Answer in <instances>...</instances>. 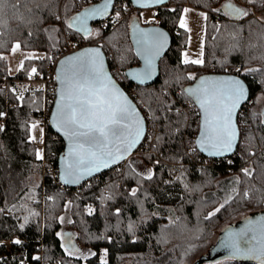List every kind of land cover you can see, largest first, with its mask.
Instances as JSON below:
<instances>
[{
	"label": "trees",
	"instance_id": "trees-1",
	"mask_svg": "<svg viewBox=\"0 0 264 264\" xmlns=\"http://www.w3.org/2000/svg\"><path fill=\"white\" fill-rule=\"evenodd\" d=\"M96 1L4 0L0 78L27 77L33 68L42 74L45 65L65 50L67 39L89 40L68 28V17ZM119 1L92 27L100 28L111 73L135 102L139 99L145 136L134 153L116 165L117 170L108 169L76 187L64 186L50 170L57 169L64 147L61 137L48 123L44 126V163L30 139V125L40 122L37 110L43 104V91L19 94L10 83L0 87V113L4 112L0 116V264H187V258L238 214L264 210V122L261 112L252 110L251 101L264 94V20L253 15L264 7V0H176L175 5L157 7L153 22L166 28L172 40L160 58L158 77L147 85L133 83L125 74L138 64L129 37L132 10L138 9L129 0L123 7ZM186 2L207 14L202 64H185L181 58L186 35L178 19ZM227 2L248 15L211 21L212 12L225 13ZM115 12L121 18L112 22ZM15 42L23 50L44 51L45 56L24 58L11 74L7 54ZM207 72L238 74L249 87V98L237 116L236 150L221 158L207 157L196 148L199 111L185 91ZM247 102L251 108L244 112ZM137 159L150 168L149 173L137 169ZM229 184L235 187L225 198ZM64 216L76 245L72 255L65 251L70 243L59 233ZM199 264L258 263L228 257L220 263Z\"/></svg>",
	"mask_w": 264,
	"mask_h": 264
},
{
	"label": "snow or ice",
	"instance_id": "snow-or-ice-1",
	"mask_svg": "<svg viewBox=\"0 0 264 264\" xmlns=\"http://www.w3.org/2000/svg\"><path fill=\"white\" fill-rule=\"evenodd\" d=\"M3 2L4 0H0V4ZM110 2L111 0H105L101 6L86 9L85 12L74 17L68 23V28L82 31L84 38H89L91 32L87 28V21L96 16L106 15ZM163 2L164 0H151V3L155 4ZM143 6L147 7L148 5ZM223 8L226 10L225 14L236 18L248 15L246 11L231 4H225ZM188 11L185 9V13ZM216 11H220V9H216ZM201 16L207 19L203 13ZM179 26L185 31H189L187 21L183 16L180 18ZM166 39L163 33L151 36L147 49L146 67L137 73L139 79L151 78L152 61L155 56L159 55ZM19 47L20 45L16 44L12 51L15 52ZM183 62L185 64H202L203 60H189L185 56ZM64 63H70L71 66L63 75L57 76L62 87L59 100L56 103V111L53 114V121L57 131L61 132L69 141L65 157V172L70 179L66 182H78L84 176L91 175L93 172L123 159L143 134V122L136 108L105 73L103 60L97 49H88L76 56L69 57L67 61L62 62V64ZM247 71H258V69H248ZM35 72L36 69L33 68L29 74L30 77ZM188 79H194V77L189 76ZM185 91L189 96L195 98L202 113L197 146L214 156L231 152L237 138L233 117L236 109L246 98L245 85L236 78L215 81L211 78H201L200 84L196 88H189ZM22 98V96L18 97V99ZM2 115L3 113H0V116ZM36 127V124L32 125L33 129ZM41 137H43V129H41ZM32 139L35 140V137L33 136ZM36 155L38 159L41 158L39 151ZM243 171L246 175H251L248 169ZM135 192L134 189L132 195H135ZM89 212L91 213V210ZM213 214L210 213V215ZM248 231L255 230L246 229L232 234L229 237L228 246L232 249L234 256L250 255L258 259L260 264H264V226L251 239L246 234ZM253 240L255 244H252ZM13 243L19 244L21 241L15 240ZM65 251L69 255L74 252L70 245L65 248Z\"/></svg>",
	"mask_w": 264,
	"mask_h": 264
},
{
	"label": "water",
	"instance_id": "water-1",
	"mask_svg": "<svg viewBox=\"0 0 264 264\" xmlns=\"http://www.w3.org/2000/svg\"><path fill=\"white\" fill-rule=\"evenodd\" d=\"M114 1L115 0H111V2L109 3L106 15L96 16V17L89 19L87 21V28L90 30V32L92 31V23L94 21L103 19L108 14L111 13V11L113 9ZM129 1L135 9H142V8H157L159 6H163V5L167 4L169 0H164V2L160 3V4L151 3V0H129ZM104 3H105V0H98L96 2H93L89 5L82 7L81 9H79L78 11H76L75 13L71 14L68 17V23L71 22L74 17L85 12L86 9L101 6ZM145 4H147L148 6L147 7L143 6ZM225 4H231L234 7L240 8L237 5H234L233 3L227 2ZM223 10L226 13V10L224 8H223ZM241 10H243V9H241ZM231 17L236 18L233 16H231ZM78 32H80L81 34L84 35V33L82 31H78ZM156 33H163L167 38L166 43H165L164 47L160 50L159 55L155 56L154 60L152 61L151 78L147 79V80H141L138 78L137 73L141 72L146 67V56H147V49L149 47V42H150L151 36L153 34H156ZM129 37H130L135 55L138 59V64L126 69L125 74H126L127 78L133 83L140 84V85L150 84L159 75V61H160V58L166 53V51L169 49V47L171 45V40H172L171 34L169 33V31L166 28H164L162 25H160L158 23H142L140 21L139 17L136 15V16H133L131 18L130 23H129ZM88 49H97L100 52V55H101L102 60H103V67H104L105 73L111 78V80L116 85V87L120 90V92H122L124 94V96H126L128 98V100L131 102V104L136 108V110L139 114V117L143 122V134L140 136L138 143H136L131 148L130 152L123 159H120L117 162L110 164L106 168H101L99 171L93 172L91 175L84 176L78 182H66V180L70 179L69 177H67L66 172H65V168H66L65 157H66L67 152H68L69 141L61 132L57 131L55 124H54V121H53V114L56 111V103L59 100L60 89L62 87L60 81L57 79V76L63 75V73H65L69 69V67L71 66L70 63L62 64V62L67 61L69 57L76 56L77 54L84 52ZM71 63H75V62H71ZM201 78H211L214 81L215 80H221V79H227V78H236V79L241 80V82L245 85L246 98L240 104V106L236 109L234 117H233V122L235 123L236 129H237L236 142L233 145V149L231 152H227L224 155H219V156L209 155V153L207 151H203L197 146L196 141L200 135V124H201V119H202V113L200 112L199 105L197 104L195 98L189 96L186 93L191 98V100L196 105V107L198 108V111H199V128H198V131H197L195 139H194L196 148L203 155L210 157V158H221V157H225V156H230L235 152L236 147H237V143L239 140V127H238V122H237V116H238V112H239L241 106L249 98V87H248L246 81L238 74L228 73V72H222V73L221 72H207V73H203V74L197 76L191 83H189L185 87V90L189 89V88H196L200 84ZM55 85H56L55 97H54V101H53V104H52V107H51V110L49 113L48 124L51 127V129L55 133H57L64 142L63 150L58 154V157H57V178H58L59 183H61L64 186H67V187L79 186L83 182H85L86 180L90 179L91 177L98 175L101 172H104L108 169L115 167L116 165H118L119 163H121L122 161L127 159L132 153H134V151L136 150V148L138 147V145L140 144V142L142 141V139L145 136L146 129H147L146 119H145L142 111L140 110L139 106L134 101V99L130 96V94L124 89V87L118 82V80L111 73V71L109 69L108 62H107L106 54H105L102 46H100L98 44H85V45H82V46H80V47H78L72 51H69L67 53L58 54L57 60H56V65H55ZM261 116H262V120L264 121V105L261 108ZM262 226H264V210L252 211V212L248 213L245 217L237 220L236 222L229 223L227 226H225L218 233V237H217L216 242L209 246L206 254L200 256L194 264H199V263L205 262V261H209V262L214 261V260L218 259V257L221 258L223 256L231 257V258H234L237 260H249V261H253V262L260 264V261L258 259L253 258L250 255H246V256L236 255V256H234L232 253V249L228 246V241H229V237L232 234L236 233V230L238 227H242V229H239V232H241V230L254 229L255 231H248L246 233L247 236L249 237V239H251V237L253 235L258 234L259 229ZM70 236H71V238L73 237L70 233H68L67 238L70 239ZM70 241H71V243L75 244L74 238H72ZM65 243L67 244V242H65ZM252 244H255L254 240L252 241Z\"/></svg>",
	"mask_w": 264,
	"mask_h": 264
},
{
	"label": "rangeland",
	"instance_id": "rangeland-1",
	"mask_svg": "<svg viewBox=\"0 0 264 264\" xmlns=\"http://www.w3.org/2000/svg\"><path fill=\"white\" fill-rule=\"evenodd\" d=\"M185 9H188L189 11L187 13H185ZM132 11H133L132 17L137 15L142 23H152L153 21H156V18L154 16L155 12H156V8H142V9L132 10ZM201 13H203L207 17V14L203 9L194 7L192 5H184L181 8V12H180L179 19H178V24L180 22V18L183 16L187 21V27L189 29V31H185V29H184L185 35H186V42H185L184 48L181 51V58L183 61L185 59V56H187V58L189 60H192V59H202L203 60V43H204V35H205V28H206V20L207 19H204L201 16ZM253 15L257 16L258 18L260 17V18H262V20H264V7L258 11L255 10ZM111 16H112L111 17L112 22H116L118 19L121 18L120 14H118L117 12L113 13ZM102 25H105V22H103ZM89 37H90L89 40H85V41H82L79 38H75V37L72 38L71 37V38L66 40V46L68 44L83 45V44H87V43L88 44H98V45L102 46L103 39H102V35L100 33L99 27H97V26L92 27L91 36H89ZM16 44H18V43L15 42L13 44L12 48ZM12 48H11L10 52L7 54L9 71L11 73H15V71L20 67L24 58H28V59H32V60H38V59H42L45 56L44 51L23 50L19 47L18 50L13 52ZM201 52H202V55H201ZM29 57H31V58H29ZM227 70H228V68H227ZM251 101H252V110L261 112V108L264 105V94L258 93L256 95L255 99L251 100ZM249 102L246 103V106L244 108L245 109L244 112L250 111L251 105L249 104ZM241 113H243V112H241ZM33 124L37 125V127L35 129L32 128ZM41 129H43V132H44V125L42 123H40L38 121L33 122L30 125V139L34 136L35 140L38 141L39 144L35 145V146L37 147V151H39L41 153V158H42L43 163H44V162H46V160L43 159V152H42L43 137H41ZM134 162H135V166L137 167V169L140 172H142L144 174H147L150 172V168L146 164H144L141 160L137 159ZM50 170L52 171L53 168H50ZM224 185L227 186L226 184H224ZM228 186H230V188L225 189L223 192V195L225 198L230 196L233 188L235 187L233 184H231V185L229 184ZM218 187L221 189L222 185H219ZM248 213H250V212H244V213L238 214L230 222H228L221 229H219L215 233V235L209 240L208 244L199 248L194 254H192L189 258H187V260H186L187 264H194L200 256L205 255L206 252L208 251L209 246L216 242L217 237H218V233L225 226H227L229 223H234L235 221L245 217ZM68 229H69V227H68V223H67V216H64L62 218L59 233L61 235L63 234V237L65 238V242H69V240L67 238ZM69 243L70 244H68L67 247H69V245H71L72 249L76 248V245L74 243H71V241ZM225 258H228V257H226V256H223L221 258L218 257V259L214 260L213 262L220 263V261L225 259ZM102 259H104V255H102Z\"/></svg>",
	"mask_w": 264,
	"mask_h": 264
},
{
	"label": "built area",
	"instance_id": "built-area-1",
	"mask_svg": "<svg viewBox=\"0 0 264 264\" xmlns=\"http://www.w3.org/2000/svg\"><path fill=\"white\" fill-rule=\"evenodd\" d=\"M126 3V0H120L119 5L124 6ZM177 3L176 0H169L168 5H175ZM184 5H190L187 2L184 3ZM213 19H225V20H238L239 18H232L231 16L223 13L218 12H212L210 16V20L213 21ZM88 44V43H87ZM85 45V44H83ZM82 45H72L68 44L65 47V50L60 53L64 54L69 51H72ZM57 57L52 60L51 62L47 63L44 67V72L41 74L40 72H35L34 74L28 75L27 77H13V76H1L0 78V87L6 88V86L10 83L14 86L17 93L21 94L24 92H33L37 89H41L43 91V104L41 109L37 110V114L40 119V123H42L44 126L48 123L49 113L54 101L55 97V65H56ZM132 89V88H131ZM139 99H136V102H138ZM244 105V104H243ZM4 115V112H2ZM2 115V116H3ZM31 142L34 145H38V141L31 139ZM43 144V140H42ZM209 161H205V163H208ZM116 167V166H115ZM115 167L111 168L112 171L117 170ZM54 176L57 177V169H53ZM6 248L10 249V240H6L4 242Z\"/></svg>",
	"mask_w": 264,
	"mask_h": 264
},
{
	"label": "flooded vegetation",
	"instance_id": "flooded-vegetation-1",
	"mask_svg": "<svg viewBox=\"0 0 264 264\" xmlns=\"http://www.w3.org/2000/svg\"><path fill=\"white\" fill-rule=\"evenodd\" d=\"M239 229H242V227H238L237 230H236V233H239Z\"/></svg>",
	"mask_w": 264,
	"mask_h": 264
},
{
	"label": "crops",
	"instance_id": "crops-1",
	"mask_svg": "<svg viewBox=\"0 0 264 264\" xmlns=\"http://www.w3.org/2000/svg\"><path fill=\"white\" fill-rule=\"evenodd\" d=\"M20 66H21V65H20ZM16 71H17V70H16ZM16 71H15V72H16ZM10 73H11V72H10ZM11 74H12V73H11ZM43 136H44V133H43Z\"/></svg>",
	"mask_w": 264,
	"mask_h": 264
}]
</instances>
